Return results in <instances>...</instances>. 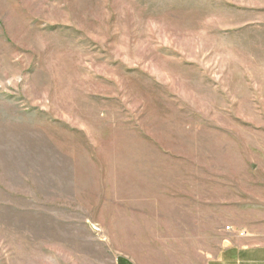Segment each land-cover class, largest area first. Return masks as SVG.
Here are the masks:
<instances>
[{"label":"rangeland","instance_id":"1","mask_svg":"<svg viewBox=\"0 0 264 264\" xmlns=\"http://www.w3.org/2000/svg\"><path fill=\"white\" fill-rule=\"evenodd\" d=\"M264 244V0H0V264H207Z\"/></svg>","mask_w":264,"mask_h":264},{"label":"crops","instance_id":"2","mask_svg":"<svg viewBox=\"0 0 264 264\" xmlns=\"http://www.w3.org/2000/svg\"><path fill=\"white\" fill-rule=\"evenodd\" d=\"M121 264H127L122 261ZM207 264H264V244L242 241L224 247Z\"/></svg>","mask_w":264,"mask_h":264}]
</instances>
